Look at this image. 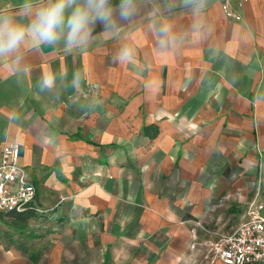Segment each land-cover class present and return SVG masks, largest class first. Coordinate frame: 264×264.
<instances>
[{
    "label": "crops",
    "instance_id": "crops-1",
    "mask_svg": "<svg viewBox=\"0 0 264 264\" xmlns=\"http://www.w3.org/2000/svg\"><path fill=\"white\" fill-rule=\"evenodd\" d=\"M200 20L193 32L182 0H140L87 46L25 48L15 71L0 61V156L20 145L29 240L49 246L28 254L0 231V264H223L222 240L264 206V0H207ZM161 23L177 34L166 52ZM124 45L135 56L121 64Z\"/></svg>",
    "mask_w": 264,
    "mask_h": 264
},
{
    "label": "clouds",
    "instance_id": "clouds-1",
    "mask_svg": "<svg viewBox=\"0 0 264 264\" xmlns=\"http://www.w3.org/2000/svg\"><path fill=\"white\" fill-rule=\"evenodd\" d=\"M140 0H43L39 6L33 0H23L18 10L0 9V61H6L14 71L23 60V50H40L42 46H59L71 52L90 44L97 24L105 32L118 31L119 21L130 22L139 12ZM207 0H182L189 8L194 21L193 32L202 27L200 17ZM157 36V50L166 52L174 49L177 34L170 24L153 25ZM135 56L133 48L124 45L116 60L130 63ZM56 73L51 69L42 77L41 90L52 89Z\"/></svg>",
    "mask_w": 264,
    "mask_h": 264
},
{
    "label": "built area",
    "instance_id": "built-area-1",
    "mask_svg": "<svg viewBox=\"0 0 264 264\" xmlns=\"http://www.w3.org/2000/svg\"><path fill=\"white\" fill-rule=\"evenodd\" d=\"M247 1V0H246ZM224 12L237 19L228 3ZM21 148L17 143L6 145L0 156V215L21 214L34 209L36 187L27 171L20 166ZM223 264H264V206L252 212V217L217 249Z\"/></svg>",
    "mask_w": 264,
    "mask_h": 264
},
{
    "label": "rangeland",
    "instance_id": "rangeland-1",
    "mask_svg": "<svg viewBox=\"0 0 264 264\" xmlns=\"http://www.w3.org/2000/svg\"><path fill=\"white\" fill-rule=\"evenodd\" d=\"M12 219L10 217H0V231H4V236L8 237L10 239V242L18 241L20 244L18 246H22L26 250L28 254L41 256L48 248L45 244H42L41 246H34L30 243V237L36 235V231H34V225L32 226V223H29L27 225V228L25 230V234L23 236L18 235L15 233L12 228ZM38 225H36L37 227ZM35 227V228H36ZM38 230V229H37ZM37 236V235H36ZM21 237V238H20ZM30 243V244H29ZM43 256V255H42Z\"/></svg>",
    "mask_w": 264,
    "mask_h": 264
},
{
    "label": "trees",
    "instance_id": "trees-1",
    "mask_svg": "<svg viewBox=\"0 0 264 264\" xmlns=\"http://www.w3.org/2000/svg\"><path fill=\"white\" fill-rule=\"evenodd\" d=\"M34 215H35L34 213L27 211L21 214H11V215H6V216L12 219V224L14 228L25 229L28 225L29 220Z\"/></svg>",
    "mask_w": 264,
    "mask_h": 264
}]
</instances>
